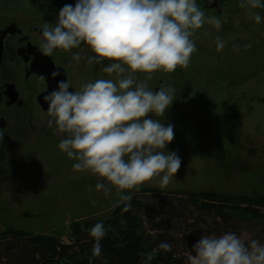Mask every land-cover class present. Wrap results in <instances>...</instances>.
I'll use <instances>...</instances> for the list:
<instances>
[{
	"label": "rangeland",
	"instance_id": "1",
	"mask_svg": "<svg viewBox=\"0 0 264 264\" xmlns=\"http://www.w3.org/2000/svg\"><path fill=\"white\" fill-rule=\"evenodd\" d=\"M74 3L0 0V28L12 22L21 28L54 26L59 10ZM197 4L206 16H216L222 24L216 29L205 23L195 31L197 51L189 66L173 73L157 71L148 81L144 73L136 74L138 82H146L153 90L175 89V101L165 116L157 118L174 126V139L167 148L181 158V167L167 187L161 188L159 178H153L139 188L161 193L136 197L150 208L155 203L152 196L163 200L171 190L218 193L227 196L230 204H255L258 215L231 212L234 220L215 224L211 215L191 205L187 194L175 195L186 203L185 217L166 222L165 227L170 237L180 240L177 254L184 260L201 235L232 231L264 243V21L257 24L239 0H225L220 13L205 9L203 0ZM252 12L264 17V8ZM217 37L225 42L221 51L216 48ZM76 51L85 57L91 54L87 48L54 53L59 63L72 65L67 80L72 89L98 78L115 79L114 74L103 72L104 65H88L85 60L76 64L72 60ZM12 70L3 71L6 79L20 76L17 69ZM18 83L23 106L6 109L0 104V115L8 122L0 141V233L16 229L74 245L78 237L90 236L86 222L93 226L112 218L118 194L115 189L109 194L97 191L94 176L73 171L75 161L58 148L62 137L47 126V110L28 90V85L36 89L34 83H22L21 77ZM132 212L142 218L140 229L149 232L152 216L137 208Z\"/></svg>",
	"mask_w": 264,
	"mask_h": 264
},
{
	"label": "clouds",
	"instance_id": "2",
	"mask_svg": "<svg viewBox=\"0 0 264 264\" xmlns=\"http://www.w3.org/2000/svg\"><path fill=\"white\" fill-rule=\"evenodd\" d=\"M239 6L251 12L257 24L264 21L259 12H252L264 8V0H239ZM205 23L220 29L222 21L206 16L197 0H75L59 10L54 26H41L38 47L43 55L87 48L90 55L76 51L72 60L104 65V73L115 75L86 82L78 90L69 81H58L43 100L47 126L62 137L58 148L75 161L73 171L94 176L97 191L109 194L115 189L117 205L130 202L131 193L153 178L167 187L181 167L180 156L167 148L174 126L157 118L175 101V89L153 90L138 82L136 74L144 73L148 81L157 71L187 68L197 51L194 33ZM224 46L217 37V51ZM106 234L103 222L90 229V264L101 254ZM158 250L169 252L171 245L160 243L145 254L143 264H151ZM184 257V264H264V243L232 231L212 233L201 235Z\"/></svg>",
	"mask_w": 264,
	"mask_h": 264
},
{
	"label": "trees",
	"instance_id": "3",
	"mask_svg": "<svg viewBox=\"0 0 264 264\" xmlns=\"http://www.w3.org/2000/svg\"><path fill=\"white\" fill-rule=\"evenodd\" d=\"M161 192L158 189H139L132 195L130 202L120 203L114 208L112 218L103 222L107 234L100 242L101 254L92 260V264H143L145 254L152 252L162 242L169 243L171 251L158 250L151 264H184V258L177 254L180 240L169 236L165 224L185 217L183 213L187 210L186 203L182 204L175 195L187 192L171 190L163 200L152 196L155 203L150 208L136 197L140 194L151 197ZM187 195L191 205L201 213L211 215L215 224L234 220L231 212L258 215L253 208L255 204H230L227 196L218 193L188 192ZM132 208L144 212L146 210V214L152 216L149 219V232L144 233L140 229L142 218L133 213ZM84 228L90 232L91 223L86 222ZM93 244V238L84 235L78 237L74 245H66L53 236L8 230L0 233V264H90Z\"/></svg>",
	"mask_w": 264,
	"mask_h": 264
},
{
	"label": "flooded vegetation",
	"instance_id": "4",
	"mask_svg": "<svg viewBox=\"0 0 264 264\" xmlns=\"http://www.w3.org/2000/svg\"><path fill=\"white\" fill-rule=\"evenodd\" d=\"M11 24H14L12 31H9L3 38V50L0 61V104L8 109L11 107L23 106L25 99L22 95V90L18 82H31L32 85H28V90L32 92L36 102L42 93H44L48 87H54L63 69L68 80L69 72H72V65L66 66L56 60L54 54L52 56H45L39 51V41L41 39V27L27 26L26 28L17 25L12 22L1 29H4ZM13 68L20 72V76L17 78L6 79L4 70H8V73L12 72ZM57 73V75H53ZM12 85V87H9ZM188 90V89H187ZM11 91V93H8ZM10 94V95H9ZM16 98L13 102L9 103V98ZM39 105V104H38ZM0 118L4 119V127L0 128V133L8 125L7 119L4 115H0ZM2 141V139H0Z\"/></svg>",
	"mask_w": 264,
	"mask_h": 264
},
{
	"label": "water",
	"instance_id": "5",
	"mask_svg": "<svg viewBox=\"0 0 264 264\" xmlns=\"http://www.w3.org/2000/svg\"><path fill=\"white\" fill-rule=\"evenodd\" d=\"M225 0H203L204 2V5L203 7L206 8V9H212V8H215L217 10V12H221L222 11V8H223V3H224ZM14 26V24H11L10 26L4 28V29H0V61H1V57H2V50H3V38L5 37V35L9 32V31H12V27ZM61 76L59 78L58 81H62V80H65L66 77H65V73L63 71V69H61ZM57 86V84L52 88V87H48V89L42 93L40 95V97L38 98V104L39 106L41 107L42 110L46 111L47 110V107L48 105L44 102L43 100V97L44 95H46L48 92H51L53 89H55ZM9 87H12V85H9ZM156 90H158V88H156ZM8 93H11V91H9ZM10 95V94H9ZM9 103L13 102L16 98H9ZM4 119L3 118H0V128H3L4 127Z\"/></svg>",
	"mask_w": 264,
	"mask_h": 264
}]
</instances>
